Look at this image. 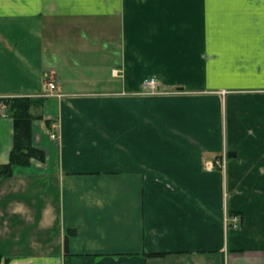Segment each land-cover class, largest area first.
Returning <instances> with one entry per match:
<instances>
[{"label":"crops","instance_id":"1","mask_svg":"<svg viewBox=\"0 0 264 264\" xmlns=\"http://www.w3.org/2000/svg\"><path fill=\"white\" fill-rule=\"evenodd\" d=\"M49 81L45 161L0 178L2 264H264V0H0V97ZM13 135L0 110V163Z\"/></svg>","mask_w":264,"mask_h":264},{"label":"trees","instance_id":"2","mask_svg":"<svg viewBox=\"0 0 264 264\" xmlns=\"http://www.w3.org/2000/svg\"><path fill=\"white\" fill-rule=\"evenodd\" d=\"M1 101L7 104V113L13 120L14 135L13 146L9 160L0 163V178H8L14 175L16 166H29L33 159L45 161L46 152L37 147L33 142V121L37 116L32 113V108L44 103L45 97L33 98L29 96L2 97ZM76 233L75 229H69L68 235ZM68 238L65 240L67 247ZM146 255H164L162 252L146 253ZM0 253V264H2ZM10 258H6L8 262Z\"/></svg>","mask_w":264,"mask_h":264},{"label":"built area","instance_id":"3","mask_svg":"<svg viewBox=\"0 0 264 264\" xmlns=\"http://www.w3.org/2000/svg\"><path fill=\"white\" fill-rule=\"evenodd\" d=\"M162 86L163 84L155 76H152V77H149L143 80V82L140 85L139 90L136 91V93L143 94V95L160 94L164 91L162 90L163 89ZM62 95H63L62 93L57 91V84L54 81H49L46 83L43 96L60 97ZM0 110L4 116H9L7 113V104L1 100H0ZM57 128H58V123L53 122L51 124V132H50V136L53 139L58 138V134L56 133ZM227 157H228V154L226 151H224L221 156H217L216 158L212 160L206 161L205 166L208 169H214L217 167L224 169L226 168V165H227ZM226 223L228 224V226H231L233 228H239L241 227L243 223V218L238 213L228 212L226 216Z\"/></svg>","mask_w":264,"mask_h":264},{"label":"rangeland","instance_id":"4","mask_svg":"<svg viewBox=\"0 0 264 264\" xmlns=\"http://www.w3.org/2000/svg\"><path fill=\"white\" fill-rule=\"evenodd\" d=\"M49 27H46V29H48ZM55 38H57V36L55 37ZM61 43V42H60ZM54 43L52 42V45H53ZM62 44V43H61ZM51 45V46H52ZM162 90H164V89H162ZM138 91V90H137ZM162 93H166V90H164ZM162 93H160V94H162ZM147 95H158V94H147ZM47 97V96H46ZM38 106H40V105H37V106H35V107H38ZM35 114H40L41 113V110H37L36 111V109H35V112H34ZM53 193H54V195L56 196V198L57 197H59V188H53ZM23 251H28V248L25 250H23Z\"/></svg>","mask_w":264,"mask_h":264},{"label":"water","instance_id":"5","mask_svg":"<svg viewBox=\"0 0 264 264\" xmlns=\"http://www.w3.org/2000/svg\"><path fill=\"white\" fill-rule=\"evenodd\" d=\"M229 156H232V155H235V154H233L232 152H229V154H228Z\"/></svg>","mask_w":264,"mask_h":264}]
</instances>
